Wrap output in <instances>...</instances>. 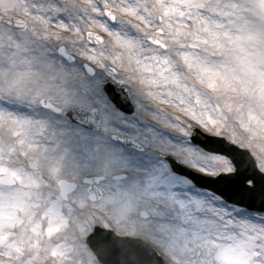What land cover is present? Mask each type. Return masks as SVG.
I'll return each instance as SVG.
<instances>
[{"label": "snow or ice", "instance_id": "6c2138e0", "mask_svg": "<svg viewBox=\"0 0 264 264\" xmlns=\"http://www.w3.org/2000/svg\"><path fill=\"white\" fill-rule=\"evenodd\" d=\"M0 9V264H264V0Z\"/></svg>", "mask_w": 264, "mask_h": 264}, {"label": "clouds", "instance_id": "9594fccd", "mask_svg": "<svg viewBox=\"0 0 264 264\" xmlns=\"http://www.w3.org/2000/svg\"><path fill=\"white\" fill-rule=\"evenodd\" d=\"M0 11H3V9H0ZM7 12H8V15H10V16H15V15H18L19 13H18V10H7ZM3 19H4V16H2V15H0V21H3ZM262 139V141H264V138H261Z\"/></svg>", "mask_w": 264, "mask_h": 264}]
</instances>
